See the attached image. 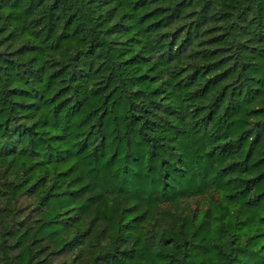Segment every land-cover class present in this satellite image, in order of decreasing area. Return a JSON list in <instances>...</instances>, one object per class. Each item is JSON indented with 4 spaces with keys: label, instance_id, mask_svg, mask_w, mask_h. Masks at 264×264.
I'll list each match as a JSON object with an SVG mask.
<instances>
[{
    "label": "trees",
    "instance_id": "trees-1",
    "mask_svg": "<svg viewBox=\"0 0 264 264\" xmlns=\"http://www.w3.org/2000/svg\"><path fill=\"white\" fill-rule=\"evenodd\" d=\"M0 264H264V0H0Z\"/></svg>",
    "mask_w": 264,
    "mask_h": 264
}]
</instances>
